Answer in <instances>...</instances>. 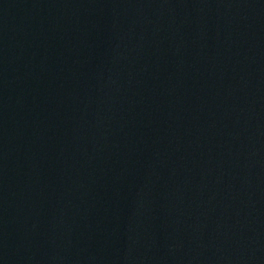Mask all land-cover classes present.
Returning <instances> with one entry per match:
<instances>
[{
	"label": "water",
	"instance_id": "1",
	"mask_svg": "<svg viewBox=\"0 0 264 264\" xmlns=\"http://www.w3.org/2000/svg\"><path fill=\"white\" fill-rule=\"evenodd\" d=\"M0 264H264V0H0Z\"/></svg>",
	"mask_w": 264,
	"mask_h": 264
}]
</instances>
